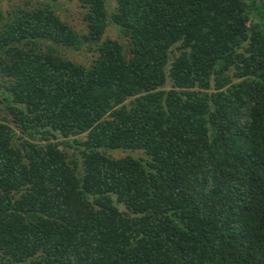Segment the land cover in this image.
I'll return each instance as SVG.
<instances>
[{
  "label": "trees",
  "instance_id": "16d2710c",
  "mask_svg": "<svg viewBox=\"0 0 264 264\" xmlns=\"http://www.w3.org/2000/svg\"><path fill=\"white\" fill-rule=\"evenodd\" d=\"M76 1L0 8V264H264V0Z\"/></svg>",
  "mask_w": 264,
  "mask_h": 264
},
{
  "label": "rangeland",
  "instance_id": "374dc122",
  "mask_svg": "<svg viewBox=\"0 0 264 264\" xmlns=\"http://www.w3.org/2000/svg\"><path fill=\"white\" fill-rule=\"evenodd\" d=\"M108 13L115 10L116 0H104ZM50 4L61 18V20L70 25L74 30L79 33H86V24L83 21L84 10L80 7L76 0H0V8L4 12L6 17L12 16L17 8L26 7L30 8L33 6H41ZM117 40L121 44L126 45L127 39L124 35L113 25H108L103 39ZM64 57L83 65H89L95 58L93 50L88 47H83L79 52H74L69 49H62ZM0 113V118L2 117ZM73 151V150H71ZM75 152V151H74ZM108 154L114 158H121L124 156H133L135 158L145 159V156L140 151H129V150H109Z\"/></svg>",
  "mask_w": 264,
  "mask_h": 264
}]
</instances>
